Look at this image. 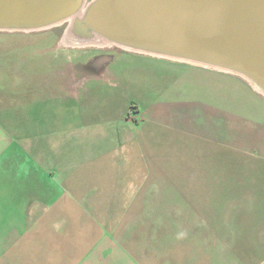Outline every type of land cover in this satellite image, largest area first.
I'll return each instance as SVG.
<instances>
[{
  "label": "crops",
  "instance_id": "obj_1",
  "mask_svg": "<svg viewBox=\"0 0 264 264\" xmlns=\"http://www.w3.org/2000/svg\"><path fill=\"white\" fill-rule=\"evenodd\" d=\"M141 54L187 69L124 85L77 62L70 82L31 85L0 62V264H244L246 246L264 264V95ZM238 88L258 98L242 116L223 105ZM197 143L219 158L199 164ZM198 197L204 221L182 222Z\"/></svg>",
  "mask_w": 264,
  "mask_h": 264
},
{
  "label": "water",
  "instance_id": "obj_2",
  "mask_svg": "<svg viewBox=\"0 0 264 264\" xmlns=\"http://www.w3.org/2000/svg\"><path fill=\"white\" fill-rule=\"evenodd\" d=\"M0 0V31L64 24L130 50L220 68L264 92V0Z\"/></svg>",
  "mask_w": 264,
  "mask_h": 264
},
{
  "label": "rangeland",
  "instance_id": "obj_3",
  "mask_svg": "<svg viewBox=\"0 0 264 264\" xmlns=\"http://www.w3.org/2000/svg\"><path fill=\"white\" fill-rule=\"evenodd\" d=\"M92 0H86L85 3H89ZM67 28V23L54 26L49 29L39 31H0V62H3L6 67L13 68L14 72H17L16 78L24 79L33 78L31 85L35 84V79H45L53 77L54 79H74V77L80 76L77 71L70 69V64L83 63V64H100L105 76L102 79L111 81H126L122 84L131 85L132 81H140L147 78V73L150 70H144L145 68H156L163 71H172L174 69H187V66L176 65L168 63L163 60H156L149 56L143 55L138 52H132L119 47H100V46H68L61 43L64 32ZM190 63V62H189ZM173 69H171V67ZM197 65V64H195ZM29 66H33L35 70L26 69ZM46 66L49 69H44ZM203 66V65H200ZM20 67L22 69L17 70L15 68ZM215 69V68H214ZM8 71V70H6ZM12 71V70H11ZM25 75V77L19 73ZM197 72L196 83L199 86L203 84L200 79V70H191ZM88 73L89 71H82ZM227 72V71H226ZM6 78H8V72H6ZM86 76V75H85ZM35 78V79H34ZM72 80H69V82ZM44 83V81L42 82ZM208 84L206 85V87ZM215 86V82H212V87ZM229 86V84H228ZM234 84L230 83V90H234ZM208 88V87H207ZM241 94L236 91H230L229 102H224V109L232 111V113L242 116L246 112V108L249 102L258 104V98L247 94L243 89H237ZM123 93L128 97L137 98V95L131 91V89L123 90ZM256 99V102L254 101ZM229 112V111H228ZM213 155L207 154L201 149L200 143H197L196 155L194 149L192 151L193 157L199 164L204 166L207 162H214L216 158H219L220 152L214 151ZM198 168H200L198 166ZM203 188V186H202ZM181 206H188L190 199H181ZM195 201L196 214L182 213V222L189 221H204V198L198 197L191 199ZM187 209L181 207V210ZM189 230L182 229L181 233L187 236ZM203 236L204 230H197ZM182 235V237H184ZM165 248V247H164ZM253 247H245V261L244 264H252Z\"/></svg>",
  "mask_w": 264,
  "mask_h": 264
},
{
  "label": "bare ground",
  "instance_id": "obj_4",
  "mask_svg": "<svg viewBox=\"0 0 264 264\" xmlns=\"http://www.w3.org/2000/svg\"><path fill=\"white\" fill-rule=\"evenodd\" d=\"M86 7H87V3H84L82 8H81V10H80V14H82L85 11ZM66 23H67V28H66V30L64 32L63 38L61 39L62 40L61 43H63L64 45L79 46V47H81V46H90V45L100 46V47H115L116 46V47L123 48V49L129 50V51H132V52H137V51L130 50V49L126 48V47L120 46V45H118L116 43H113L111 41H108L106 39H103L102 37H99V36H96V35H93V36H82V35H79V34L75 33L71 29V18L69 20H67ZM138 53H141V52H138ZM154 56H158V55H154ZM174 60L184 61V60H181V59H174ZM187 62H190L192 64H197V65H202V64H199V63L191 62V61H187ZM203 66H206V65H203ZM212 68H215V67H212ZM215 69L226 71V70H223V69H220V68H215ZM227 72H230V71H227ZM252 86L255 89H257L254 85H252ZM258 91L264 95V92H261L260 90H258Z\"/></svg>",
  "mask_w": 264,
  "mask_h": 264
},
{
  "label": "built area",
  "instance_id": "obj_5",
  "mask_svg": "<svg viewBox=\"0 0 264 264\" xmlns=\"http://www.w3.org/2000/svg\"><path fill=\"white\" fill-rule=\"evenodd\" d=\"M86 1V0H85Z\"/></svg>",
  "mask_w": 264,
  "mask_h": 264
}]
</instances>
